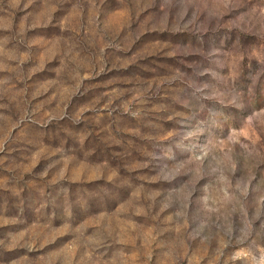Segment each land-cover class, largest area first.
<instances>
[{"label": "rangeland", "instance_id": "obj_1", "mask_svg": "<svg viewBox=\"0 0 264 264\" xmlns=\"http://www.w3.org/2000/svg\"><path fill=\"white\" fill-rule=\"evenodd\" d=\"M0 264H264V0H0Z\"/></svg>", "mask_w": 264, "mask_h": 264}]
</instances>
